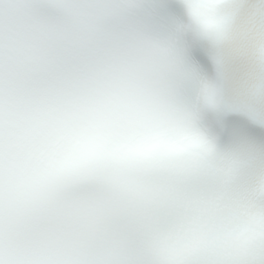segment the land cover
<instances>
[{
  "label": "snow or ice",
  "instance_id": "1",
  "mask_svg": "<svg viewBox=\"0 0 264 264\" xmlns=\"http://www.w3.org/2000/svg\"><path fill=\"white\" fill-rule=\"evenodd\" d=\"M0 264H264V0H0Z\"/></svg>",
  "mask_w": 264,
  "mask_h": 264
}]
</instances>
